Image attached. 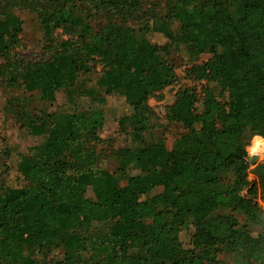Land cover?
Wrapping results in <instances>:
<instances>
[{"label": "trees", "instance_id": "16d2710c", "mask_svg": "<svg viewBox=\"0 0 264 264\" xmlns=\"http://www.w3.org/2000/svg\"><path fill=\"white\" fill-rule=\"evenodd\" d=\"M161 1L137 41L132 26L143 0H0V79L42 102L61 92L75 106L100 67L103 94L121 96L129 109L117 122L134 155L126 184L114 186L95 148L105 100L67 114L60 126L53 111L34 112L28 130L42 140L19 156L13 182L4 177L9 152L0 151V264H33L23 249L51 254L48 264H85L69 229L100 231L91 235L107 256L88 264H219L212 253L220 246L264 264L257 200L264 198V162L249 181L254 139L246 146L264 139V0ZM18 10L35 14L48 59L29 61L15 50ZM99 13L112 18L94 30ZM58 29L66 38L55 47ZM152 32L166 41H150ZM203 53L211 57L196 64ZM183 64L204 86L199 98L179 90L167 107L166 122L186 129L170 145L164 132L152 136L154 114L145 102ZM226 208L242 224L219 213ZM184 229H191L187 245Z\"/></svg>", "mask_w": 264, "mask_h": 264}, {"label": "rangeland", "instance_id": "374dc122", "mask_svg": "<svg viewBox=\"0 0 264 264\" xmlns=\"http://www.w3.org/2000/svg\"><path fill=\"white\" fill-rule=\"evenodd\" d=\"M163 5L161 0H143L139 7L136 16L134 18L133 33L136 40H140L141 33L145 27L147 21V15L152 10L154 5ZM20 18L21 32L19 35L20 41L15 50L18 54L22 55L26 60L37 61L45 60L49 58V51L44 48L42 34L38 28L37 19L34 13L28 11H15ZM112 17L107 13H99L97 18H93L91 21L92 28L97 30L99 27L105 25V23ZM56 43L55 47L66 38L65 32L61 29L55 32ZM148 38L152 42L163 43L165 38L163 35L152 32L148 35ZM211 55L209 53H203L199 56L196 64H202L209 60ZM190 64H183L175 69L173 77L170 82L162 89L152 93L146 100V106L152 111L153 118L152 123L154 128L152 129V136L158 138L163 132L167 137V142L171 145L173 141L179 138L180 135L186 132V129L181 124L176 122H166L165 113L169 105H171L179 90L183 88L191 89L194 92L196 98L200 97L201 89L204 86V82L194 79L189 75ZM100 67H97L93 74L88 77L87 80V94L77 100L75 106H71L65 103L63 94L60 92L56 96V100L52 103L42 102L39 100L35 93L25 92L16 86H8L5 81L0 79V151L7 150L9 157L6 158V164L8 166V172L4 175L5 180L13 182L16 178V166L19 162V156L27 153L28 149L34 145L41 143V137L32 135L28 130V125L32 120L33 113H37L40 109H45L56 114V123L58 126L62 125L65 121L67 114L71 112L85 111L88 108L95 107L97 102L105 103L102 105L104 110V121L99 132V139L102 141L95 147L100 151L102 159L101 166L107 170L112 177L113 185L116 187H122L126 184V178L124 176V169L130 166L134 160L133 154H128L127 148L130 145L129 137L119 130L118 118L123 114L128 113L129 109L124 102V99L118 95L105 96L98 85ZM195 129L199 128L198 124H195ZM252 139H248L247 147L252 146ZM260 147H264L261 144ZM249 157V175L248 180L252 181L255 177L252 173V168L257 164L264 162V156H260L254 162H251ZM2 168H0V172ZM225 181L231 179V174H224ZM194 191V190H192ZM196 192V191H194ZM152 192L150 195L154 194ZM241 196L245 195V190L241 193ZM144 198V196H142ZM257 200L264 206V198L258 196ZM219 213L224 215H231L235 218L239 224H242V218L238 212L231 209H221ZM249 228L254 233H261L258 227ZM104 227H102V232ZM69 233L79 238L80 246L79 252L83 262L88 264L89 260H98L107 256L108 251L104 246L100 245L101 240L98 235H91L99 233L100 231L94 230L90 232L79 231L76 229H69ZM191 229H184L180 233V239L184 245H187L190 240ZM24 256L33 260V264H48V260L51 259V254L43 252H30L27 249H23ZM219 264H252L242 254L229 251L225 246H220L213 252ZM154 260L149 259L143 264H153ZM207 264L212 262L207 261Z\"/></svg>", "mask_w": 264, "mask_h": 264}, {"label": "clouds", "instance_id": "9594fccd", "mask_svg": "<svg viewBox=\"0 0 264 264\" xmlns=\"http://www.w3.org/2000/svg\"><path fill=\"white\" fill-rule=\"evenodd\" d=\"M264 144V139L260 137H254V144L253 146L249 149V155H258L260 152V145Z\"/></svg>", "mask_w": 264, "mask_h": 264}, {"label": "bare ground", "instance_id": "6f19581e", "mask_svg": "<svg viewBox=\"0 0 264 264\" xmlns=\"http://www.w3.org/2000/svg\"><path fill=\"white\" fill-rule=\"evenodd\" d=\"M260 156H264V147H263V148L260 147V152H259V154L257 155V160H258V158H259Z\"/></svg>", "mask_w": 264, "mask_h": 264}, {"label": "water", "instance_id": "95a60500", "mask_svg": "<svg viewBox=\"0 0 264 264\" xmlns=\"http://www.w3.org/2000/svg\"><path fill=\"white\" fill-rule=\"evenodd\" d=\"M256 158H257V155H252L251 162H254Z\"/></svg>", "mask_w": 264, "mask_h": 264}]
</instances>
